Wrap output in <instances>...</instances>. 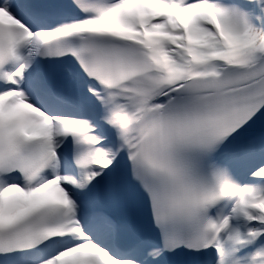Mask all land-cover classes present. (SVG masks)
Instances as JSON below:
<instances>
[{
	"label": "snow or ice",
	"instance_id": "6c2138e0",
	"mask_svg": "<svg viewBox=\"0 0 264 264\" xmlns=\"http://www.w3.org/2000/svg\"><path fill=\"white\" fill-rule=\"evenodd\" d=\"M0 264H264V0H0Z\"/></svg>",
	"mask_w": 264,
	"mask_h": 264
}]
</instances>
